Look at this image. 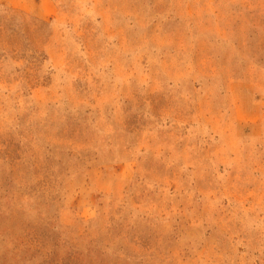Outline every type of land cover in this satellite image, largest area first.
I'll list each match as a JSON object with an SVG mask.
<instances>
[{"label":"rangeland","instance_id":"rangeland-1","mask_svg":"<svg viewBox=\"0 0 264 264\" xmlns=\"http://www.w3.org/2000/svg\"><path fill=\"white\" fill-rule=\"evenodd\" d=\"M0 264H264V0H0Z\"/></svg>","mask_w":264,"mask_h":264}]
</instances>
